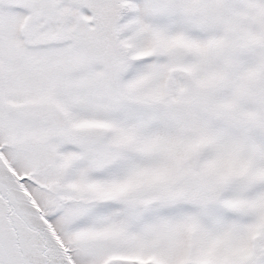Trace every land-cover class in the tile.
Segmentation results:
<instances>
[{"label":"snow or ice","instance_id":"6c2138e0","mask_svg":"<svg viewBox=\"0 0 264 264\" xmlns=\"http://www.w3.org/2000/svg\"><path fill=\"white\" fill-rule=\"evenodd\" d=\"M0 264H264V0H0Z\"/></svg>","mask_w":264,"mask_h":264}]
</instances>
